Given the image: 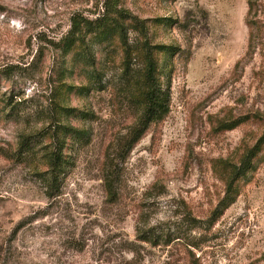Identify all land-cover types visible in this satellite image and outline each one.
<instances>
[{
    "label": "rangeland",
    "instance_id": "374dc122",
    "mask_svg": "<svg viewBox=\"0 0 264 264\" xmlns=\"http://www.w3.org/2000/svg\"><path fill=\"white\" fill-rule=\"evenodd\" d=\"M247 11L248 0H0V264H264V147L218 211L224 162L264 136V8L252 48ZM130 16L175 50L155 53L170 112L128 152L144 62ZM110 18L127 46L114 23L85 34ZM74 21L84 38L66 54ZM57 124L80 134L63 137L68 166L49 197Z\"/></svg>",
    "mask_w": 264,
    "mask_h": 264
},
{
    "label": "trees",
    "instance_id": "16d2710c",
    "mask_svg": "<svg viewBox=\"0 0 264 264\" xmlns=\"http://www.w3.org/2000/svg\"><path fill=\"white\" fill-rule=\"evenodd\" d=\"M264 8V0H248V11L246 16V25L250 31L249 48L254 47L256 44L254 31L262 28L263 23L259 19L260 13ZM126 12L121 11L118 16L125 18ZM119 17V18H120ZM136 30L141 33L144 38L142 44L143 54V70L140 80H136L137 91L135 97L140 104V117L131 134V137L127 143L128 152H131L136 144L142 139L149 127L164 120V118L170 112V90L164 88L160 76L159 65L156 60V52H166L175 50L172 47L153 46L149 41L148 28L146 21H142L137 17L130 16ZM164 22L163 20H159ZM160 22V23H161ZM114 23V24H113ZM113 24L115 30H119L120 40L127 46L126 39V27L125 24L120 21H113V19L103 20L100 24H88L85 27V34L96 33L101 30H105L107 27ZM112 27V26H111ZM83 27L80 21H74L71 32L66 40L63 42L62 51L68 54L72 47L83 36ZM126 61L129 62L132 59L133 54L128 48L125 50ZM236 125L229 126V130L234 129ZM80 134L78 131L72 130L67 126L57 124V126L51 130L48 135L50 137V150L46 153V171L41 173L42 181L46 187L49 197H55L59 192L62 185V181L68 166V160L65 155V141L63 139L65 134ZM30 137H25L19 146L18 152L30 155L36 150V143L30 141ZM264 147V136L259 142L251 149H249L242 157L239 163H231L229 161L224 162V167L228 171V178L226 182V197L220 204V213L227 208L233 202V195L239 180L244 177L253 168V161ZM23 155V154H22ZM112 190V184H111ZM114 195V191L112 193ZM221 215V214H220ZM162 234L156 233L153 230L146 231L142 234V239L145 242H152L154 245H158L162 240ZM164 235V234H163ZM165 237H168L166 235ZM167 244L171 241L166 240Z\"/></svg>",
    "mask_w": 264,
    "mask_h": 264
}]
</instances>
